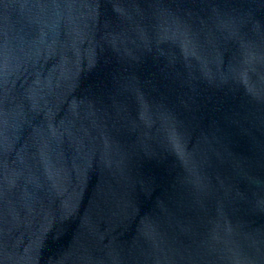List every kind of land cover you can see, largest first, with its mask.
<instances>
[{"label": "water", "instance_id": "1", "mask_svg": "<svg viewBox=\"0 0 264 264\" xmlns=\"http://www.w3.org/2000/svg\"><path fill=\"white\" fill-rule=\"evenodd\" d=\"M0 264H264V0H0Z\"/></svg>", "mask_w": 264, "mask_h": 264}]
</instances>
